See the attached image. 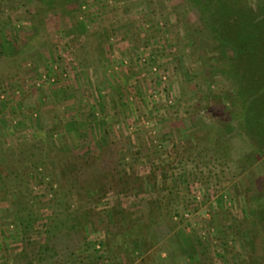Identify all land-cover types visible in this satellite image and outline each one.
I'll return each instance as SVG.
<instances>
[{"label": "rangeland", "instance_id": "rangeland-1", "mask_svg": "<svg viewBox=\"0 0 264 264\" xmlns=\"http://www.w3.org/2000/svg\"><path fill=\"white\" fill-rule=\"evenodd\" d=\"M263 8L0 0V264H264V147L223 145L231 37Z\"/></svg>", "mask_w": 264, "mask_h": 264}, {"label": "trees", "instance_id": "trees-1", "mask_svg": "<svg viewBox=\"0 0 264 264\" xmlns=\"http://www.w3.org/2000/svg\"><path fill=\"white\" fill-rule=\"evenodd\" d=\"M259 15L260 17L258 19L253 18L254 21L252 27L250 26L248 29L246 27L242 29V26L239 27L243 39L238 36V30L236 31V34H234L235 38L233 39V37H231L232 44L237 47L236 49L239 54H237V56L234 58L235 65H233L232 59L230 61L227 60V63L228 66L233 69V71H237L235 80L240 85L242 94L240 96L241 99L239 98V101L241 103V109L243 108V113L247 114V116L246 120L240 121V123H246L242 124V129L245 131V133H241V136L231 138V142L228 143L229 145H225V143L223 144L225 146L224 149H226L227 153L230 154L229 158L227 159L228 162L235 161V151L243 152L244 156L246 155V158L249 156L247 158L248 160H253L255 154H258L260 149L264 147V130H261L264 128V116L260 111H255V105L264 107V88L260 90L256 88V81L261 78L264 79V69L255 75L256 73L253 74L251 68V66H253V61L255 62V65L260 64L262 67H264V8ZM236 27V29H238V26ZM235 60H237V62ZM253 79L256 90H252ZM253 94L256 97H263L253 101L251 99ZM230 96L232 100V94ZM251 104H253V109L250 107ZM228 114V117H224L226 120L222 117L219 118V120L215 123L218 126H225L228 123L227 119L231 121L237 116V114L232 116H230V113ZM199 139L203 138L200 137ZM262 191L264 192V189ZM255 227L256 224H254V228ZM253 235L255 238L258 237L256 229L253 230ZM247 264L262 263L256 262L254 259H250V262H247Z\"/></svg>", "mask_w": 264, "mask_h": 264}, {"label": "built area", "instance_id": "built-area-1", "mask_svg": "<svg viewBox=\"0 0 264 264\" xmlns=\"http://www.w3.org/2000/svg\"><path fill=\"white\" fill-rule=\"evenodd\" d=\"M43 82L56 83L57 80H56V77H52V75H44L37 79L36 85L40 87L43 84ZM6 95L7 94H2L1 98L5 99Z\"/></svg>", "mask_w": 264, "mask_h": 264}]
</instances>
